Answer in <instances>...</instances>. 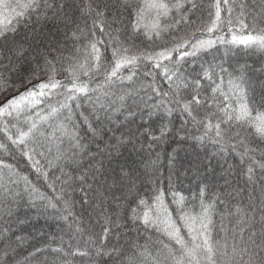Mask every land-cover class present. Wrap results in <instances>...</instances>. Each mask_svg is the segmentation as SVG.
Returning a JSON list of instances; mask_svg holds the SVG:
<instances>
[{"label":"snow or ice","instance_id":"1","mask_svg":"<svg viewBox=\"0 0 264 264\" xmlns=\"http://www.w3.org/2000/svg\"><path fill=\"white\" fill-rule=\"evenodd\" d=\"M0 96V264H264V0H0Z\"/></svg>","mask_w":264,"mask_h":264},{"label":"trees","instance_id":"2","mask_svg":"<svg viewBox=\"0 0 264 264\" xmlns=\"http://www.w3.org/2000/svg\"><path fill=\"white\" fill-rule=\"evenodd\" d=\"M224 51L225 50L223 48H220L219 55L221 57H223ZM261 58H262L261 54L258 53V52L253 54V53H247V52H245L243 50H236V51H234V53L230 54L229 63L236 64V62L239 61L240 64H243L245 62H247L249 64H252V63H254L256 61H259ZM225 66H227V65H225ZM164 87L166 88L167 85H164ZM21 90H23V88ZM13 94H15V93H13ZM2 99H3V96H0V100H2ZM87 107H88V105H87V103H85V108H87ZM2 137H3V133H0V138H2ZM160 150L163 151V148H161ZM168 150L170 151V148ZM182 155H183V153H182ZM0 158L5 159V161L8 162V163H13L14 162L11 159H8V156H7L6 153L0 152ZM166 164H167V161L165 159H163V157H162V159H161V165H162V167H161V181H162V186L165 183L164 177L167 175V169L165 167ZM49 194H51V193H49ZM81 196H82V193L76 192L74 194V196H73V199L79 201L81 199ZM214 219H216L217 222H218V215ZM42 222H44L43 218L41 219L40 223H42ZM42 225H44V223ZM49 229L50 228H48L46 225L44 226V231L49 232ZM65 239H67V238H65ZM29 251H31V248L28 247V242H25L21 246V248L18 250L17 259L21 261V264H23V258L25 256H27Z\"/></svg>","mask_w":264,"mask_h":264},{"label":"bare ground","instance_id":"3","mask_svg":"<svg viewBox=\"0 0 264 264\" xmlns=\"http://www.w3.org/2000/svg\"><path fill=\"white\" fill-rule=\"evenodd\" d=\"M44 222L40 223L41 225L43 224ZM53 231H58L57 229L55 228H52V229H49V233L53 232Z\"/></svg>","mask_w":264,"mask_h":264}]
</instances>
